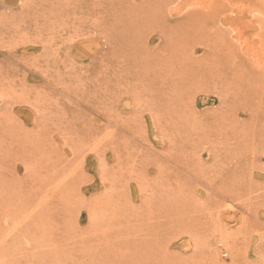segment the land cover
Returning <instances> with one entry per match:
<instances>
[{
    "label": "rangeland",
    "instance_id": "rangeland-1",
    "mask_svg": "<svg viewBox=\"0 0 264 264\" xmlns=\"http://www.w3.org/2000/svg\"><path fill=\"white\" fill-rule=\"evenodd\" d=\"M0 264H264V0H0Z\"/></svg>",
    "mask_w": 264,
    "mask_h": 264
},
{
    "label": "bare ground",
    "instance_id": "bare-ground-1",
    "mask_svg": "<svg viewBox=\"0 0 264 264\" xmlns=\"http://www.w3.org/2000/svg\"><path fill=\"white\" fill-rule=\"evenodd\" d=\"M233 208V207H232Z\"/></svg>",
    "mask_w": 264,
    "mask_h": 264
}]
</instances>
